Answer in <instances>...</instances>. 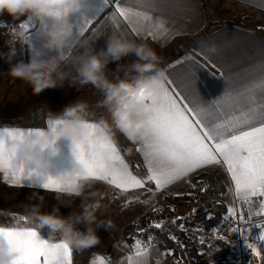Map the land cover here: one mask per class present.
I'll list each match as a JSON object with an SVG mask.
<instances>
[{"label":"crops","instance_id":"obj_1","mask_svg":"<svg viewBox=\"0 0 264 264\" xmlns=\"http://www.w3.org/2000/svg\"><path fill=\"white\" fill-rule=\"evenodd\" d=\"M206 1L122 0V6L126 9H131L135 13L150 17V20H144L141 16L133 15L129 21H125L116 12L115 4H106L105 0H81V7L77 9L75 14L60 20L62 26L69 33L66 37L67 43L65 45L56 46L52 49L45 48L44 45L51 38L49 33L54 26V21L47 17L44 18L43 22L33 20V22H30L32 24L23 30L26 34V39L23 44L20 43V60L24 63H28L32 59L50 63V71L53 78L62 72L75 74V63L78 57L98 54L101 50H106L110 37L112 35H120L138 43H146L156 50L161 57L158 69H162L167 76V79L164 80L165 83L174 80L177 84H187V87L184 88L185 93L189 91L199 93L201 100L220 99L226 91L225 83L229 87H236L245 78L250 79L255 75L249 66L259 58V52L253 54L249 45L251 41L264 40V28H245L228 22L212 26L205 32L210 21H217L215 18L210 17L212 10L208 9ZM222 1L230 2L236 5L237 8L247 9L254 13V17H260L264 20V0ZM89 21L93 22L94 27L90 26V30H85L84 33H81V29ZM160 21L164 23L163 30L154 27ZM133 28L136 31H133ZM149 31L152 32V35H148ZM188 57L190 59H187ZM136 59L133 54L122 61L111 62L106 66V74L114 81L125 78V73L118 70V64L131 62ZM181 60L183 62L178 63ZM213 63L217 67H213ZM221 66L231 69L233 75L230 80L226 81L225 77L221 75L223 70ZM151 75H155V73H151ZM70 80V76L66 77L63 80V86L70 84ZM88 86L94 89L91 85ZM174 86L169 85L170 88ZM94 91H96L99 98H102L96 89ZM54 105H48V110H45V112L49 113L48 115H39L37 113L38 119L34 121H28L31 113L29 112L24 114L23 117L17 116L16 118L18 119H15V122L6 120V124H0V142L11 148L14 141L13 137L15 136L51 135L56 128L63 125V121L60 118L61 115L54 114V112L59 110V107ZM49 107H52V109ZM107 113V117L110 120L109 123H111V113L109 110H107ZM3 115H5V112H0V121L4 120ZM88 119L89 123L98 125L108 138L116 144L121 157L128 165L129 171L138 178L145 177L147 164L143 153L139 150L142 142L138 139H130L114 125L105 129L101 124L102 119L92 113ZM73 148V140L66 137H58L50 148L45 149L40 159L42 162L44 160L51 162L48 170L50 177L58 180L74 170L78 159L74 154ZM205 170L219 173L226 184L224 200L227 208H229V205L234 207V201L237 198L234 182L231 180V175L227 171V166L224 165L222 158L220 164L206 165L161 190L156 189L154 181L147 182L143 189H128L127 191L117 189L114 185L109 184L107 180L99 181L91 178L90 182L94 187L102 186V198L97 197L99 198L97 202L100 203L99 205L105 200L109 201V204L107 203L108 208L114 206L118 212H124L120 216L129 217L130 219L132 215L137 217L154 209L163 201V195L173 197L186 193L193 176ZM43 185V181L37 182V177L28 172H24L20 182L15 184L5 181L3 173L0 172V186L35 193L47 192L55 194L51 189L44 188ZM177 204L174 207V211L177 208H181V211H183L181 206H183L184 202ZM99 205H97L95 212L97 217H99V212L107 210L105 204L101 205L103 210H99ZM1 208L3 207L0 206V216L7 217L3 213L4 211H1ZM20 217V214H12L9 218L20 220ZM0 228L30 229L36 231L38 238L42 241L49 243L61 241V239L53 240L45 230L35 224L29 226L8 225L0 226ZM128 228L130 229V227ZM122 231L125 232L126 230ZM137 240L135 238L134 243H131L133 240H130L131 244L123 246L125 251L123 259L126 257L127 259L125 263L122 261V264H126L127 260L128 264H130V257L134 261H140L141 264H157V261H159L158 253L163 249L161 241L150 248H138ZM0 248H9L7 241L3 238H0ZM96 249L100 254L98 258L96 256L93 257L95 248H88L87 251L89 250L93 254H87L85 257L83 255L80 256V251L78 249L76 251L73 248L72 264H101V254H105V248L96 246ZM137 251H143L144 254L137 257ZM16 255L18 254L10 252L9 259L13 260ZM262 256H264V252H262ZM262 264H264V261H262Z\"/></svg>","mask_w":264,"mask_h":264},{"label":"snow or ice","instance_id":"obj_2","mask_svg":"<svg viewBox=\"0 0 264 264\" xmlns=\"http://www.w3.org/2000/svg\"><path fill=\"white\" fill-rule=\"evenodd\" d=\"M105 3L115 4L116 12L125 21H129L133 15L150 20L147 15L123 7L122 0H105ZM90 26L94 27L91 21L81 29V33L90 30ZM154 27L163 30V21ZM133 31L136 29L133 28ZM66 34L69 33L66 31ZM148 35H152V32L149 31ZM249 46L253 54L259 52V58L249 66L255 75L250 79L245 78L236 87H229L225 83L226 91L220 99L201 100L199 93H185L187 84H177L174 80L167 83L161 81L160 89L155 91L138 90L142 101L147 105L150 123L147 134L134 138L142 142L139 150L147 164L145 177L138 178L129 171L116 144L94 123H89L85 141H73L77 159L86 165L92 178L107 180L117 189L127 191L143 189L147 182L153 181L157 190L164 189L206 165L220 164L222 158L234 182L236 196L250 206H254L252 198H258L259 211L255 214H264V40L251 41ZM182 62L183 60L178 61ZM212 66L217 67L214 63ZM221 67V75L226 81L230 80L233 75L231 69ZM169 85L175 86L170 88ZM136 115L138 119L143 118V110L138 109ZM17 137L19 136L13 137V140ZM233 146H239L244 155L241 159L225 160L223 152ZM13 156L12 148L0 142V172L5 181L15 184L20 182L22 174L18 175L12 168ZM196 186L192 184L193 188ZM43 187L54 190L60 185L56 179L50 178ZM228 213L232 217L237 214L234 207H229ZM239 220H244L243 212L240 213ZM163 223L160 221L152 226L160 229ZM251 227L260 229L254 239L262 243L257 247L255 243H247L245 237V246L264 261V223ZM139 231L142 232L143 229ZM231 231L237 232L239 229L233 228ZM0 238L6 239L11 252L18 254L14 257L13 264H49L51 249L46 241L38 238L36 231H28L26 234L23 230L5 232L4 228H0ZM200 242L203 244V240ZM136 244L139 248L140 241L137 240ZM143 254V251H137L136 256ZM167 254L171 255V252ZM67 256L69 264H72V250ZM129 261L130 264H141L132 257ZM157 264L160 262L157 261Z\"/></svg>","mask_w":264,"mask_h":264},{"label":"clouds","instance_id":"obj_3","mask_svg":"<svg viewBox=\"0 0 264 264\" xmlns=\"http://www.w3.org/2000/svg\"><path fill=\"white\" fill-rule=\"evenodd\" d=\"M80 7L81 0H0V16L7 14L13 20L26 16L28 21L39 22H43L46 17L52 19L54 26L49 33L51 38L44 45L45 48L52 49L67 43L66 30L60 23L61 18L71 17ZM25 39L24 31L9 29L5 38L9 51L0 53V57L11 63L16 56L15 44L18 42L23 44ZM133 54L136 60L118 64V70L125 73V78L115 81L110 79L105 71L106 66L111 62L122 61ZM160 62L161 57L148 44L138 43L124 36L112 35L106 50L77 58L75 74L62 72L53 78L50 63L32 59L28 63L22 61L16 63L11 67L9 75L29 85L34 95H39L49 88L63 87V80L69 76L71 77L70 85L80 88L91 85L102 96L99 103L107 107L111 113V123L108 120H102L103 127L107 129L114 125L130 139H134L141 134H147L150 130L147 105L142 101L138 90L150 92L160 89L161 81L167 79L165 72L158 69ZM151 73L155 75L150 76ZM138 109L143 110V118H137ZM40 111L42 110L37 109V112ZM90 114L88 102L78 99L64 109L60 117L63 125L56 128L51 135L17 137L11 147L14 152L11 160L12 168L18 175L28 172L37 177V182L47 183L52 178L48 175L51 162L49 160L42 162L41 155L58 137L85 141ZM88 146L90 145H86ZM242 156L239 146H233L230 150L223 152L225 160H237ZM91 178L86 165L77 160L73 171L56 179L60 187L51 189L55 192L57 200V206L54 207L53 212L41 211L44 206L43 197H38L37 203L20 205L24 209V215L20 217V220L47 226L53 234V240L57 233L61 237L58 243L46 241L51 249L49 264H69L67 253L73 248L83 251L101 244V239L93 227L97 224L96 200L100 193L93 188ZM77 197L80 198L81 203L74 207V200ZM59 206L72 210L67 217H64L58 214ZM79 224H85L87 230L84 232L78 230L76 226ZM4 230L5 232L21 231L14 228ZM23 231L27 234L32 230ZM10 252V247L0 248V264H13V260L9 259Z\"/></svg>","mask_w":264,"mask_h":264},{"label":"rangeland","instance_id":"obj_4","mask_svg":"<svg viewBox=\"0 0 264 264\" xmlns=\"http://www.w3.org/2000/svg\"><path fill=\"white\" fill-rule=\"evenodd\" d=\"M206 4L208 6V9L210 11L212 10V15L210 17L217 20L210 21L212 23L219 22L224 24L232 22L233 24L240 25L241 27L245 28H264V20L260 17H254V13L247 9L241 7L237 8L236 5L231 4L230 2H223L222 0H207ZM30 22H33V20L28 21L27 17L24 16L20 17L17 20H13L12 17L8 16L7 14L0 16V53H7L9 51V46L5 43L7 31L11 28L23 31L32 24ZM15 48L16 56L11 61V63L6 62L4 58L0 57V112H5V115H3L4 120H1L0 124H6V120L15 122V119H18L16 118L17 116L20 115L19 117H23L24 114H27L29 112L31 113L29 114L30 117L28 118V121H34L38 119V114H49L45 112V110H48V105L50 104H55V107H59V110L57 112H54V114L62 115L64 109L78 99L88 102L89 111L94 116H99L100 119L108 120L110 122L109 117H107L108 108L99 103L102 98H99L96 94V91H94V89H92L88 85L80 88L79 86L68 84L60 88H49L41 92L39 95H34L32 88L29 85L25 84L19 79H13L9 75V72L11 67L18 63L20 60L19 42L15 44ZM47 103L48 105L46 106ZM49 108L52 109V107ZM37 109H41L42 111L37 112ZM192 184L202 185L192 180L187 190V192L191 194L193 189ZM93 188L100 193L99 197L101 199L103 193L102 186H93ZM55 196L56 194L54 193H35L32 191L19 190L15 188L12 189L6 186H0V206L3 207L1 208V211H4L3 213L7 215V217L0 216V226H15L17 224L18 226H29L35 224L41 229L45 230L47 234L52 237L53 234L47 226H43L30 221L11 219L9 217L12 214H20V216L24 215V209L20 207V205L27 203H37L38 197L44 198V206L42 207L41 211L44 213H51L53 212L54 207L57 206V200ZM199 197H194V199L197 201ZM98 199L99 198H97L96 203L98 202ZM163 202L165 201L163 200L161 204ZM80 203V198H75L74 207L76 205H79ZM107 203L109 204V201L106 200L101 203V205H106L105 208L107 209V212H99V217H97V224L93 226L96 234L101 239V244L97 246L105 248V254H101L103 264H122V261H124L125 263V260L127 259V257L123 259V256H125L123 246L134 243L135 238L140 240L139 236L136 235L137 231L134 224V219L136 216L132 215L130 219L129 217L120 216L124 212H118V210L114 206L108 208ZM99 204L100 203H97V205ZM161 204L159 203V205H157L156 207L160 206ZM101 205H99V210H103V207ZM177 205L178 204L174 205V207H176ZM231 206L233 205H229V207ZM181 207L183 208V211H181V208H177L176 211L172 213L174 219L180 217L183 218L184 216L191 214H197L200 211L199 204L195 201H192L189 204H183V206ZM71 210L72 209L70 208L59 206L58 214L67 217ZM173 224L174 223L167 224V227H169L172 231H175L177 234L181 235L182 232L179 231ZM76 227L82 232L87 230V226L85 224H79ZM128 227H130V229ZM122 230L126 231L124 232ZM55 236L60 235L57 233ZM129 237L131 238V240H133V242L129 240ZM154 240L157 241V243L161 241V239L158 237H154ZM92 248H95V250H93L94 254L89 250L87 251V249L83 251L78 249L80 251L79 255H83V257H85L87 254H93V257L96 256L98 258V255L100 256V254L96 249V246ZM139 248H143L141 241ZM169 251L171 252V255L167 254ZM158 254L160 264H180L179 260L172 254V251L168 248L163 247L162 251H159ZM126 264H128V260L126 261Z\"/></svg>","mask_w":264,"mask_h":264},{"label":"built area","instance_id":"obj_5","mask_svg":"<svg viewBox=\"0 0 264 264\" xmlns=\"http://www.w3.org/2000/svg\"><path fill=\"white\" fill-rule=\"evenodd\" d=\"M201 188H203L202 185H197L192 189L194 197L198 198L201 195ZM252 199L254 206L246 204L242 199L237 197L234 201V208L237 213L236 217L229 215L227 210L217 224L209 227L200 223L187 224L175 222L173 224L182 232L181 236L184 239V245L197 257V260L192 262V264H216L218 262H222L223 264H262V259L256 257L245 246V237H247V243H255L257 247L260 246V241L254 239L259 234L260 229L251 226L264 223V214H255L259 211L257 206L258 198ZM174 203L175 201L172 199L171 203L163 202L162 204L160 203V206L147 211L151 222H167L170 216L169 212H173L174 205L177 204ZM241 212L244 214L243 221L239 220ZM134 224L136 230L142 228L141 216L134 219ZM233 228H237L239 231L232 232ZM244 229L249 230L244 232ZM149 237L139 240L144 248L153 247L157 243L154 237L151 240ZM220 237H223V239H220ZM201 240H203V244H201ZM170 250L172 251V249Z\"/></svg>","mask_w":264,"mask_h":264},{"label":"trees","instance_id":"obj_6","mask_svg":"<svg viewBox=\"0 0 264 264\" xmlns=\"http://www.w3.org/2000/svg\"><path fill=\"white\" fill-rule=\"evenodd\" d=\"M220 24L222 23H208L205 32H207L212 26ZM192 180L196 183L199 182L202 184L204 189L197 201L189 192L173 197L170 195H163V200L167 203H171L173 199L175 203L184 202V204H189L190 202L195 201L200 207V211L197 214H191L184 216L183 218L180 217L174 219L172 216L173 212L170 211L168 221L163 224L160 229H157L152 226L154 224L148 217L147 212H145L141 215V229H143V231L141 232L136 230V235L139 236V239H145L149 236L160 238L162 247L172 249L173 255L179 260L180 264H192V262L197 260V257H195L184 245L183 237L167 227V224H171L172 221H183L187 224L200 223L209 227L218 223L228 210L227 204L224 200L226 184L219 173L211 170H205L193 176ZM55 239H61V237L55 236ZM129 239L131 240L130 237ZM74 250L77 251L76 248H74ZM216 264L223 263L218 262Z\"/></svg>","mask_w":264,"mask_h":264}]
</instances>
